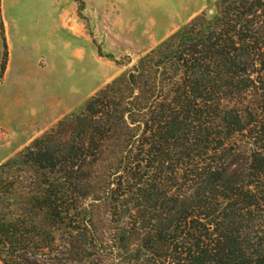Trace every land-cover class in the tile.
<instances>
[{"label":"trees","instance_id":"obj_1","mask_svg":"<svg viewBox=\"0 0 264 264\" xmlns=\"http://www.w3.org/2000/svg\"><path fill=\"white\" fill-rule=\"evenodd\" d=\"M0 260L264 264V0H219L0 164Z\"/></svg>","mask_w":264,"mask_h":264},{"label":"rangeland","instance_id":"obj_2","mask_svg":"<svg viewBox=\"0 0 264 264\" xmlns=\"http://www.w3.org/2000/svg\"><path fill=\"white\" fill-rule=\"evenodd\" d=\"M218 1L0 0V164Z\"/></svg>","mask_w":264,"mask_h":264}]
</instances>
